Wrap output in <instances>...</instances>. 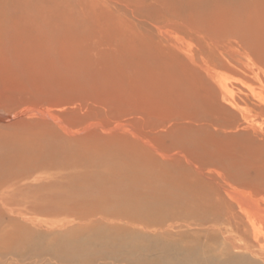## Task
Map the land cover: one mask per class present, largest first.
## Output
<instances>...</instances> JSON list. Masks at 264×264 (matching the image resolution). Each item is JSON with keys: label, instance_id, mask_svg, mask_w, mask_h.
I'll return each mask as SVG.
<instances>
[{"label": "rangeland", "instance_id": "rangeland-1", "mask_svg": "<svg viewBox=\"0 0 264 264\" xmlns=\"http://www.w3.org/2000/svg\"><path fill=\"white\" fill-rule=\"evenodd\" d=\"M0 67L9 71L0 78V116L18 121L21 112L36 107L49 114L59 135L55 140L41 131L34 141V135L14 139L11 129L0 130V158H8L10 147L38 150L67 142V133L77 137L91 126H124L118 138L164 155L154 164L168 175L153 174L151 181L185 196L180 220L167 216L166 226L201 223L216 209L235 218L236 225L225 218L173 230L174 260L193 264L177 247L190 238L185 250L201 253L200 232L218 228L213 264L223 262L217 258L223 235L246 248L231 250L233 255L264 264V0H0ZM52 172L61 179L74 169ZM47 176L0 182V198ZM28 215L26 235L44 244L0 248V264L114 263L65 262L50 255V234L68 246L87 234L80 233L74 215ZM154 252L150 260L164 257Z\"/></svg>", "mask_w": 264, "mask_h": 264}, {"label": "bare ground", "instance_id": "bare-ground-1", "mask_svg": "<svg viewBox=\"0 0 264 264\" xmlns=\"http://www.w3.org/2000/svg\"><path fill=\"white\" fill-rule=\"evenodd\" d=\"M8 73L9 71L0 67V78ZM37 116L46 121L32 124L25 120L26 117ZM18 118L21 120L0 116V123L12 125L10 128L0 126V130L11 129L12 134L9 135L14 139L34 135L35 141L37 134L42 132L49 133L52 139L59 138L47 121L51 119L49 114L42 109L29 108L21 112ZM123 127L118 125L110 128L105 123L98 127L91 126L85 130L86 133L77 137L67 133V142L57 141L55 146L52 144L46 149L36 150L34 146L26 145L29 148L18 151V148L10 147L7 150L8 158H0V182L13 184L26 177L31 178L36 173L48 176L35 178L34 183L14 189L10 195L0 198V219L3 221L0 223V248L13 249L19 244L23 249L30 250L32 244H44L37 236H28V213L52 216L70 214L75 216V225L80 233L87 236L83 240L75 239L76 243L72 242L69 246L54 242L56 239L52 238L53 234L46 238L48 246L51 245L52 248L50 255L61 257L65 262L92 263L94 258H104L116 264H182V261L179 263L170 255L174 247L171 244L172 234L169 233L173 230L182 227L190 229L193 225H217L225 218L230 224L236 225L232 215L229 217V213L216 209L208 212L209 217H202L201 223L166 226L164 219L167 216H176V220H180L179 216L185 205L181 201L185 196L179 189L176 192L170 191L165 185L151 181L153 174L159 175L161 179L168 175L167 170L163 171V167L154 164V158L157 159L160 154L153 155L151 147L150 151L144 150L141 145L130 141L131 138H118L115 134ZM69 146L79 149L78 152L73 154L72 151V155ZM80 149L86 150L81 152ZM93 149L95 151L91 152ZM136 164L141 165L140 168H135ZM67 167L74 169V172H66L61 179L52 172L56 169L65 170ZM98 168L105 170L100 177L91 171ZM151 170L153 171L148 172ZM9 196L21 200H12ZM6 213H18L20 216L11 219ZM217 229H206V235L200 232L199 236L204 237L200 246L201 253L185 250V244L189 243L190 238H185L177 247L178 253L184 260L194 261L193 264H213L216 252L219 251L217 241L220 238L215 234ZM175 235L177 238L184 236L182 233ZM222 240L224 248L219 253L220 257L217 254V258L223 259L222 264H254L231 253V250L239 253L246 248L230 244V238L226 235H223ZM154 250V254L163 252L164 257H153L150 260ZM7 252L6 255L9 254Z\"/></svg>", "mask_w": 264, "mask_h": 264}]
</instances>
